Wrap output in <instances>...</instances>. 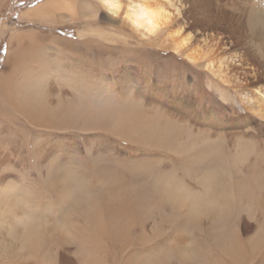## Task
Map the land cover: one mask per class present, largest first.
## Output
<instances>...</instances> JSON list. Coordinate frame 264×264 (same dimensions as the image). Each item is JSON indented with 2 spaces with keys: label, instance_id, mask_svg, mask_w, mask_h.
<instances>
[{
  "label": "bare ground",
  "instance_id": "6f19581e",
  "mask_svg": "<svg viewBox=\"0 0 264 264\" xmlns=\"http://www.w3.org/2000/svg\"><path fill=\"white\" fill-rule=\"evenodd\" d=\"M101 4L134 38L213 75L206 91L236 114L190 110L191 124L179 114L185 97L176 113H160L134 70L116 72L112 88L86 81L43 48L59 38L10 29L0 65V264H264V0H141L126 14L117 0ZM98 14L46 0L21 19L90 24ZM101 34L80 31L77 44Z\"/></svg>",
  "mask_w": 264,
  "mask_h": 264
},
{
  "label": "rangeland",
  "instance_id": "374dc122",
  "mask_svg": "<svg viewBox=\"0 0 264 264\" xmlns=\"http://www.w3.org/2000/svg\"><path fill=\"white\" fill-rule=\"evenodd\" d=\"M45 1L8 0L3 5L0 10V27L7 22L10 28L0 36V65L5 56L7 36L11 32L10 29L17 32H33L40 34L48 41L51 37L59 38L57 43L52 40L51 42L43 41V48L49 47L54 58L65 67L67 72L70 70L76 72L75 76L77 78L98 82L103 77L112 88L111 79L115 80V77L119 75L118 72L123 73V68H127L131 72L134 70L135 78L144 85L145 81L149 85V89L146 90L151 89L149 92L154 91L156 93L154 98L147 92H143L141 93L142 98L144 96V99L148 100L152 97L160 113L162 110L176 113L174 104L178 102L180 97H185L189 102L188 106L186 109L181 110L179 114L183 120L190 121L191 124L197 118L191 115L190 110L198 114L202 111L211 112V108L221 120L226 115L236 114V109L230 110L216 94L206 91L204 83L208 78L215 79L213 75L202 70V67L193 66L187 59L177 56L171 48H164L165 44L162 42L159 44L134 38L131 31L121 25L120 19L117 17L110 18L111 13L102 7L101 0H75L76 5L84 3L93 10H98V19L95 22H90V24L79 22V20L60 25L58 23H48L47 21L29 24L21 19V13ZM117 2L120 3L123 14H126L129 12V6H137L141 3V0H117ZM92 28H95V31ZM80 31L86 34L93 32L102 34L101 36L89 37L87 42L94 41V43L90 47H86L81 46L82 42L77 44V41H80L77 36ZM136 36L140 38L139 35ZM64 39H68V41ZM197 81L200 87L196 92L197 97L189 96L190 91L194 89V82L197 83ZM159 87H162V90L168 94L158 93ZM135 89H139V86H136ZM215 99L217 103H214ZM238 112L243 113V111ZM80 151L83 157L82 149Z\"/></svg>",
  "mask_w": 264,
  "mask_h": 264
}]
</instances>
